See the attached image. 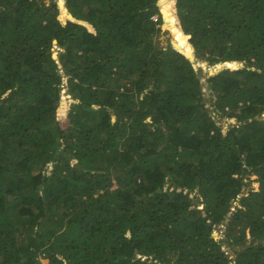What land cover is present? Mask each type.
I'll list each match as a JSON object with an SVG mask.
<instances>
[{
	"label": "trees",
	"instance_id": "16d2710c",
	"mask_svg": "<svg viewBox=\"0 0 264 264\" xmlns=\"http://www.w3.org/2000/svg\"><path fill=\"white\" fill-rule=\"evenodd\" d=\"M263 115L264 0H0V264H264Z\"/></svg>",
	"mask_w": 264,
	"mask_h": 264
},
{
	"label": "rangeland",
	"instance_id": "374dc122",
	"mask_svg": "<svg viewBox=\"0 0 264 264\" xmlns=\"http://www.w3.org/2000/svg\"><path fill=\"white\" fill-rule=\"evenodd\" d=\"M205 76H206V74H204V72L202 74H200V79H201V84H202L203 98H204V100H207L206 107L209 108L211 106V102L212 101H208L209 98H210V93H209V90L207 88V84L205 82V79H206ZM64 80H66V79H64ZM66 87L67 86H65V89L64 90H60V103H59V107H58V110H57V116H58V118H62V119L66 117V113H67V111L69 110V108L71 106L70 105L71 104V100L69 98V94L67 92ZM211 116H212V118L215 121H218L219 124H224L225 126H228V127L232 126L235 123V120L234 119H231V120L227 121L225 118L219 116L218 114H215L214 115L213 113H211ZM261 119L264 120V115L261 116ZM255 179H256V177H252V180H251L252 182H249L250 183L249 186L244 187V194L249 189H254V190L258 189V184L255 183V182H253V181H255ZM168 185H169V181L166 182L164 188L167 189L168 188ZM171 190L172 189H170V191ZM194 202L196 203L197 202V199L196 200L194 199ZM197 208L198 209H202V206L199 205V206H197ZM225 226H226V224H224L221 227H216L215 228V233H214L213 237H216V238L217 237H221L222 236V233L225 230ZM223 250L226 252L225 254L227 256H229V258H232V259L235 258V252H236L237 249L233 251L229 247H223ZM40 261H41V264H48V261L45 260V259H40Z\"/></svg>",
	"mask_w": 264,
	"mask_h": 264
},
{
	"label": "clouds",
	"instance_id": "9594fccd",
	"mask_svg": "<svg viewBox=\"0 0 264 264\" xmlns=\"http://www.w3.org/2000/svg\"><path fill=\"white\" fill-rule=\"evenodd\" d=\"M64 79H66V78H64ZM64 79L62 78V81H63V82H62V84H61V86H60V90H61L62 87H64V89H65L66 81H67V80H64ZM64 82H65V83H64ZM69 98H70V97H69Z\"/></svg>",
	"mask_w": 264,
	"mask_h": 264
},
{
	"label": "built area",
	"instance_id": "2783aa9c",
	"mask_svg": "<svg viewBox=\"0 0 264 264\" xmlns=\"http://www.w3.org/2000/svg\"><path fill=\"white\" fill-rule=\"evenodd\" d=\"M152 19L155 20V17H153Z\"/></svg>",
	"mask_w": 264,
	"mask_h": 264
}]
</instances>
